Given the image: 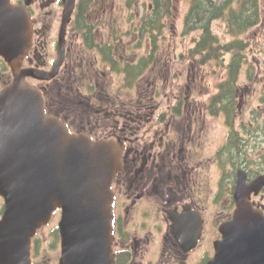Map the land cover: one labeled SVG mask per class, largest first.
Returning a JSON list of instances; mask_svg holds the SVG:
<instances>
[{"label": "flooded vegetation", "instance_id": "flooded-vegetation-1", "mask_svg": "<svg viewBox=\"0 0 264 264\" xmlns=\"http://www.w3.org/2000/svg\"><path fill=\"white\" fill-rule=\"evenodd\" d=\"M10 2L24 8L30 17L31 44L21 68L43 76L44 79L27 77L25 81L40 91L45 114L61 120L75 135L114 140L121 145L120 169L110 187L113 264H209L215 254V243L222 239L221 226L232 221L235 213L238 172H244L246 183L259 173L264 174V171L252 174L253 168L250 171L253 162L248 146L236 147L229 128L232 117H224L227 141L218 157L204 160L200 157V130L205 128V121L200 109L202 112L207 108L196 100L181 98H175L167 109L161 108L157 100L160 88L154 81L140 82L137 90H141L132 103L126 104L120 98L110 100L109 69L93 45L90 44L92 48L85 45L84 49L83 38L76 32V9L61 33L62 0ZM152 7L150 0L149 9ZM90 21L94 23L91 14ZM119 38L111 35L108 41L102 40L101 34L96 33L94 42L103 48L112 45L122 64L115 53ZM62 48L63 59L56 74L50 76ZM82 51L94 53L99 62L94 75L88 77L89 83L81 74ZM150 54L145 58L150 59ZM152 61L153 56L146 68ZM140 62L143 63L142 59ZM9 77L12 80L11 74ZM260 158L264 160V155ZM205 163L216 164L219 171L209 205L202 177ZM226 165L231 173L228 178L224 177ZM263 194L264 188L258 195L252 193L249 201L264 214V204L256 201L262 200ZM0 201L1 219L4 205L1 198ZM40 230L32 238L30 264H40L33 261Z\"/></svg>", "mask_w": 264, "mask_h": 264}, {"label": "water", "instance_id": "water-1", "mask_svg": "<svg viewBox=\"0 0 264 264\" xmlns=\"http://www.w3.org/2000/svg\"><path fill=\"white\" fill-rule=\"evenodd\" d=\"M63 5L61 33L75 0ZM30 44L27 11L0 0V57L13 75L0 91V264H30L31 238L57 209L59 264H113L110 185L120 169L121 145L72 135L45 116L40 92L25 82L43 76L21 69ZM63 55L62 48L50 76ZM263 187L264 175L247 184L238 172L235 213L221 226L222 240L209 264H264V215L249 203L251 193L258 195Z\"/></svg>", "mask_w": 264, "mask_h": 264}, {"label": "rangeland", "instance_id": "rangeland-1", "mask_svg": "<svg viewBox=\"0 0 264 264\" xmlns=\"http://www.w3.org/2000/svg\"><path fill=\"white\" fill-rule=\"evenodd\" d=\"M149 2L150 0H96L93 11L90 13L91 19L98 27L97 31L101 33L102 40L108 41L111 35L120 37L115 53L118 54L121 62L128 61L130 64L139 62L154 49L153 61L140 74L141 78L137 77L133 86L126 85L123 74L110 75L107 97L115 101L120 98L126 104L132 103L136 101L141 90H137L138 84L154 81L160 88V96L157 100L163 109L173 104L175 98L196 100L203 108H207L202 112L200 109V116L205 121V128L200 130V157L204 160L213 156L218 157L222 146L226 144L228 127L224 123V117L227 114L219 109L218 105H214V97L219 92L220 82L226 78V69L214 61L200 65L195 59L189 57L190 50L194 47L193 40L200 35L198 31L183 35V18L190 0H172L169 17L162 20L160 28L152 34H143L141 37L138 28L143 16L149 14ZM259 7L261 11L259 26L250 29L242 36V39H247L251 43L246 64H252V69L250 70L245 64L238 74L232 113L234 127L241 133L240 138L249 134H254L257 138L253 146L254 138L253 136L249 138L248 148L252 162L258 161L259 157L264 155V149H260L264 146V132L259 126L260 123L264 125V56L260 52V48L264 46V0H259ZM225 24L223 20H214L211 23V29L222 42L227 43L231 41L232 36L226 31ZM79 56L84 62L82 77L83 79L85 77L86 83H89L88 77L95 73L94 70L99 67V62L92 52L82 51ZM228 59L229 56L225 57L226 62ZM91 63L94 64L93 67ZM249 71L250 76H248ZM9 74V68H6L0 59V89L10 80ZM251 131L255 133H250ZM238 155L239 153L237 157ZM259 164L262 168L264 160ZM205 165L202 177L205 183L206 205H209L208 200L214 196L213 186L219 171L214 163H205ZM252 168L253 165L250 171ZM230 169L233 167L231 166ZM260 171H264V168ZM224 172L225 178L231 175L228 165L224 167ZM256 201L264 204V194L262 200ZM211 209L210 207L209 210ZM59 218V213L54 214L48 225L38 232V248L34 263L58 264L60 248L56 227Z\"/></svg>", "mask_w": 264, "mask_h": 264}, {"label": "trees", "instance_id": "trees-1", "mask_svg": "<svg viewBox=\"0 0 264 264\" xmlns=\"http://www.w3.org/2000/svg\"><path fill=\"white\" fill-rule=\"evenodd\" d=\"M96 0H78L76 5L77 33L81 35L85 45L97 49L102 54V61L108 67L107 73L112 75L122 73L127 86L133 85L135 78L139 75L152 58H143V63L136 66L124 61L122 64L117 60L113 53V46H99L94 42L98 27L90 21V13ZM170 0H153V8L149 18H143L141 27L138 30L141 35L150 33L160 28V23L166 17H169ZM214 20H223L226 22V31L232 36L230 42H222L211 29V23ZM261 21V11L259 0H191L187 13L184 17L183 35H188L192 31H198L200 35L193 40L194 47L190 50L189 57L195 59L197 64L216 62L217 65L226 69V78L219 84V92L214 97V105L220 107L222 111L230 118L233 117V101L236 99L235 90L238 83V74L247 62V55L251 49V43L247 39H242L245 33L250 29L258 27ZM159 25V26H158ZM91 44V45H90ZM156 48V46L154 45ZM264 56V46L260 48ZM229 56L226 62L225 57ZM246 67L252 69V64H246ZM250 76V71L248 72ZM251 78V77H250ZM230 134L236 140V147H247L250 143V136L254 138L252 146L255 145L257 138L254 134L244 135L234 128L233 122L229 123ZM260 130L264 132V125L260 123ZM247 131V130H244ZM249 131V130H248ZM250 133H255L251 131ZM263 138L260 134H258ZM238 142V143H237ZM261 158L253 162V171L255 173L261 170Z\"/></svg>", "mask_w": 264, "mask_h": 264}]
</instances>
